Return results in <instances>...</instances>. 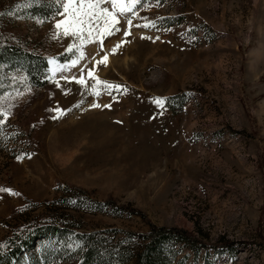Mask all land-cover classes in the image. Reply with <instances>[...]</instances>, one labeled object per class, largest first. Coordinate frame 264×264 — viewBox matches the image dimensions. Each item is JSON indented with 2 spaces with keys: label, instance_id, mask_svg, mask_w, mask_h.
Instances as JSON below:
<instances>
[{
  "label": "rangeland",
  "instance_id": "obj_1",
  "mask_svg": "<svg viewBox=\"0 0 264 264\" xmlns=\"http://www.w3.org/2000/svg\"><path fill=\"white\" fill-rule=\"evenodd\" d=\"M23 1L0 0V38L44 55L49 84L18 70L0 81V189L19 194L0 192V242L60 212L80 231L145 233L141 213L204 244L179 248L184 264H264V0H140L102 51L96 36L85 43L55 27L63 0L49 22L24 17ZM77 46L84 59L72 66ZM64 185L125 211L50 205L72 196Z\"/></svg>",
  "mask_w": 264,
  "mask_h": 264
},
{
  "label": "trees",
  "instance_id": "obj_2",
  "mask_svg": "<svg viewBox=\"0 0 264 264\" xmlns=\"http://www.w3.org/2000/svg\"><path fill=\"white\" fill-rule=\"evenodd\" d=\"M23 3L26 5L20 13L41 21L49 22L59 12L58 7L60 10L56 0H28ZM28 44L25 40L18 41L10 36L0 38V81L5 70L9 73L18 70L32 86L45 88L49 84L46 80V58L39 51L29 49ZM62 189L73 193L72 196L54 199L50 205L60 203L66 206L65 209L83 208L90 213L102 212L113 216L125 211L113 199L87 201L80 188L64 185ZM139 214L147 224L148 231L125 232L119 237V231L114 228L80 231L78 223L68 214L60 212L48 224L26 226L0 242V264H18L25 251L45 240L50 245L40 247L37 258L31 260V264L67 258L72 264H184L186 256L177 259L179 248L197 253L204 245L182 229L155 226Z\"/></svg>",
  "mask_w": 264,
  "mask_h": 264
},
{
  "label": "snow or ice",
  "instance_id": "obj_3",
  "mask_svg": "<svg viewBox=\"0 0 264 264\" xmlns=\"http://www.w3.org/2000/svg\"><path fill=\"white\" fill-rule=\"evenodd\" d=\"M140 3V0H63V9L65 19L58 21L55 25L57 29H60L62 26L64 28L65 36H79L82 41L85 43L92 42L93 36H96L100 40L101 51L103 50L102 38L105 36H111L115 32H119L120 28L116 27L120 24L119 17H124L127 19L128 13L135 15L134 8ZM108 5L111 7L109 8ZM59 11V7H58ZM128 24L131 25L132 21L127 20ZM148 25L145 24L144 27ZM87 32L88 40H84V33ZM130 33L125 29L124 35L127 36ZM120 45H116L111 49L112 53H115L116 49ZM72 45H69V48L66 51H71ZM76 51L79 53V58L71 61V65L75 66L79 63V60L84 59V53L81 51L80 46H77ZM53 61L49 60V64H52ZM107 55L105 54L99 60L96 61V64H106ZM95 68V65H93ZM64 70H67V67L64 66ZM88 76L99 84V81L93 74V71L88 72ZM77 84H83L84 78L81 76L80 79H76ZM108 88L116 87L118 85H105ZM158 106L163 104L162 100L157 99L154 101ZM93 107H100L98 104H93ZM104 107H109L105 104ZM57 111H59L57 109ZM3 123V121H0ZM20 159V157H17ZM0 192H7L10 195H19L18 193H13L10 189H0Z\"/></svg>",
  "mask_w": 264,
  "mask_h": 264
}]
</instances>
